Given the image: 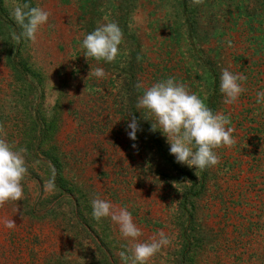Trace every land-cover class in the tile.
Segmentation results:
<instances>
[{
    "label": "rangeland",
    "instance_id": "obj_1",
    "mask_svg": "<svg viewBox=\"0 0 264 264\" xmlns=\"http://www.w3.org/2000/svg\"><path fill=\"white\" fill-rule=\"evenodd\" d=\"M25 3L51 13L35 42L15 39L23 30L12 12ZM108 22L123 32L116 59L87 60L84 35ZM97 67L104 78L89 75ZM224 68L247 77L233 104L219 91ZM169 78L234 129L236 143L215 149L219 163L199 177L136 107L146 88ZM258 91L264 0H0V135L26 148L28 169L24 199L0 208V264H124L130 241L110 217L93 218L95 197L126 208L141 242L165 232L170 244L148 264H264Z\"/></svg>",
    "mask_w": 264,
    "mask_h": 264
},
{
    "label": "clouds",
    "instance_id": "obj_2",
    "mask_svg": "<svg viewBox=\"0 0 264 264\" xmlns=\"http://www.w3.org/2000/svg\"><path fill=\"white\" fill-rule=\"evenodd\" d=\"M203 0H193L194 4H201ZM50 12L41 7H31L28 3L14 7L12 16L22 32L15 37L19 41L24 37L32 42L37 39L39 29L49 19ZM123 41V32L115 22L100 24L95 30L84 35L81 48L87 60L97 62H113L118 53L119 45ZM89 75L104 78L103 68L90 70ZM88 75V76H89ZM247 80L243 73H233L227 68L222 69L219 91L224 96L225 104L235 103L241 93L245 91L242 83ZM136 87L142 88L139 82ZM258 103L264 102V91L256 93ZM136 107L146 110L142 117L152 121L151 131L159 129L170 144V154L175 156L176 162L195 167V174L219 163V156L214 151L221 147L231 148L236 141L232 137L234 131L228 118L222 113H214L203 99L191 93L187 86L177 83L173 78L162 80L146 88L138 97ZM128 136L136 140L137 131L141 130L138 120L132 116L127 125ZM126 129V130H127ZM0 133L3 127L0 125ZM135 147V145H133ZM26 148L14 150L2 135H0V208L10 202L24 199L22 182L27 174L25 161ZM53 187L51 180L44 184L45 192ZM92 216L99 221L110 217L118 226L121 236L130 241V246L119 253L124 264H148L162 247L170 244V239L163 230L158 231L148 241L141 242L143 235L133 221L132 214L126 208H119L110 201L95 197L91 201ZM18 206L15 213L18 212ZM22 217V212H20ZM5 228L14 229L16 223L11 218L3 220Z\"/></svg>",
    "mask_w": 264,
    "mask_h": 264
}]
</instances>
